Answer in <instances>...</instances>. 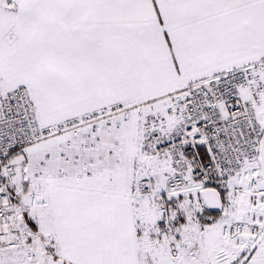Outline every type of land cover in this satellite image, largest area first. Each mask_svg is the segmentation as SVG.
I'll return each instance as SVG.
<instances>
[{
  "label": "snow or ice",
  "instance_id": "obj_1",
  "mask_svg": "<svg viewBox=\"0 0 264 264\" xmlns=\"http://www.w3.org/2000/svg\"><path fill=\"white\" fill-rule=\"evenodd\" d=\"M0 264H264V0H0Z\"/></svg>",
  "mask_w": 264,
  "mask_h": 264
}]
</instances>
